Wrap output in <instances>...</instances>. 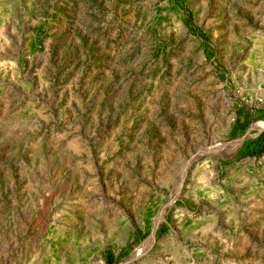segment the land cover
I'll return each instance as SVG.
<instances>
[{
    "label": "rangeland",
    "instance_id": "obj_1",
    "mask_svg": "<svg viewBox=\"0 0 264 264\" xmlns=\"http://www.w3.org/2000/svg\"><path fill=\"white\" fill-rule=\"evenodd\" d=\"M0 264H264V0H0Z\"/></svg>",
    "mask_w": 264,
    "mask_h": 264
}]
</instances>
